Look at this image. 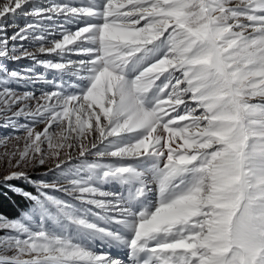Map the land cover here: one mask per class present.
Instances as JSON below:
<instances>
[{"label": "snow or ice", "instance_id": "snow-or-ice-1", "mask_svg": "<svg viewBox=\"0 0 264 264\" xmlns=\"http://www.w3.org/2000/svg\"><path fill=\"white\" fill-rule=\"evenodd\" d=\"M5 59L0 264H264V0H0Z\"/></svg>", "mask_w": 264, "mask_h": 264}, {"label": "rangeland", "instance_id": "rangeland-1", "mask_svg": "<svg viewBox=\"0 0 264 264\" xmlns=\"http://www.w3.org/2000/svg\"><path fill=\"white\" fill-rule=\"evenodd\" d=\"M38 3H43V4H47L49 2V0H37ZM57 2H61V0H57ZM81 0H78V3H80ZM31 17L30 16H25L24 14L20 13L17 14L15 17H10L9 20L11 21H15L17 24H19L20 26H24L25 23L31 22ZM9 35H11L12 33V29L9 28ZM25 46H28L27 44ZM30 50H34L32 48H30ZM55 54H51L50 56H42L41 58H54ZM75 58V57H73ZM0 64H3L5 66H7L9 69L12 70H17V71H23L25 68L28 67H33L34 66V62L27 60V59H22L19 61H11L8 59H5L3 61H0ZM37 71L44 73V69L37 67ZM45 75L48 76V78H51V74L45 73ZM41 87H43L42 85H36L33 88H31L30 90L37 92V94H39V91L41 89ZM21 91L25 90L23 88L20 89ZM43 127V125L38 126L37 130H40ZM10 129H4V128H0V137L5 136L8 132H10ZM16 144L15 140H12L8 143V150H12L13 146ZM22 144V141H21ZM5 151V148L0 147V153H3ZM93 157H88V160L91 161L93 160ZM53 164L49 163L46 164L45 166L42 167H36V168H29L28 172L29 175L34 179V180H44L46 182H52L54 181L57 176L59 175V173L54 174L53 172H50L49 169L53 168ZM9 171L8 168L4 167V166H0V177H2L4 174H6ZM12 183L14 184H21V185H27V183L23 182V181H13ZM31 185V184H29ZM33 193H35V188L33 187V185H31ZM49 195H53L56 197H59V195L64 196V194L62 192H57L54 190H48ZM23 198V197H22Z\"/></svg>", "mask_w": 264, "mask_h": 264}, {"label": "trees", "instance_id": "trees-1", "mask_svg": "<svg viewBox=\"0 0 264 264\" xmlns=\"http://www.w3.org/2000/svg\"><path fill=\"white\" fill-rule=\"evenodd\" d=\"M18 187H22L27 191L33 192L31 185L16 184ZM6 192V190H4ZM25 201L22 197L16 196L14 193L6 192V195L0 197V213L8 217H16L18 212H21L24 208Z\"/></svg>", "mask_w": 264, "mask_h": 264}, {"label": "bare ground", "instance_id": "bare-ground-1", "mask_svg": "<svg viewBox=\"0 0 264 264\" xmlns=\"http://www.w3.org/2000/svg\"><path fill=\"white\" fill-rule=\"evenodd\" d=\"M93 249L98 253L109 252L110 254L118 256L119 258H121L126 262V251L123 249L115 250L109 247H102L99 243L93 245Z\"/></svg>", "mask_w": 264, "mask_h": 264}]
</instances>
